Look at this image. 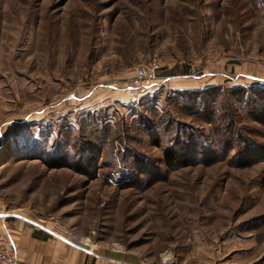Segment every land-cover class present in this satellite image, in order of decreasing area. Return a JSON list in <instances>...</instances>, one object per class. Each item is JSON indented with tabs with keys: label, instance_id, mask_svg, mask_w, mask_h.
Wrapping results in <instances>:
<instances>
[{
	"label": "rangeland",
	"instance_id": "374dc122",
	"mask_svg": "<svg viewBox=\"0 0 264 264\" xmlns=\"http://www.w3.org/2000/svg\"><path fill=\"white\" fill-rule=\"evenodd\" d=\"M262 95L264 0H0V217L133 264H264Z\"/></svg>",
	"mask_w": 264,
	"mask_h": 264
},
{
	"label": "crops",
	"instance_id": "0c3cea01",
	"mask_svg": "<svg viewBox=\"0 0 264 264\" xmlns=\"http://www.w3.org/2000/svg\"><path fill=\"white\" fill-rule=\"evenodd\" d=\"M54 234V235H53ZM16 215L0 217V241L30 264H133L105 258Z\"/></svg>",
	"mask_w": 264,
	"mask_h": 264
},
{
	"label": "trees",
	"instance_id": "16d2710c",
	"mask_svg": "<svg viewBox=\"0 0 264 264\" xmlns=\"http://www.w3.org/2000/svg\"><path fill=\"white\" fill-rule=\"evenodd\" d=\"M211 91H213V90H208V91H204V92H202V93H192V94H190V93H186V94H188V95H196L197 97H199V96H205V97H207V96H212V95H209V94H211ZM232 95H234V96H240L241 94H243V93H245V90H243V89H235V90H233L232 92ZM259 95H261V94H259ZM212 97H210V99H209V101L208 102H213V103H210L211 105H213L214 104V106H216L217 105V102L216 101H214V100H212L211 99ZM260 101H261V103H264V96L262 95V97L260 98ZM204 103V101L201 103V104H203ZM194 104H195V102H194ZM249 105V104H248ZM196 106V105H195ZM195 106H189L188 108H190V109H192V110H194L195 109ZM196 108H197V106H196ZM263 112V111H262ZM263 116H264V112H263ZM212 123V121L210 122V124ZM233 132H234V130H233ZM193 137H190V140L193 142ZM238 140H241V137H240V135H238ZM246 141V148L247 149H251V148H255L257 151H264V150H260V148H259V146H256L255 144H252L251 145V143L252 142H248V140H245ZM154 142H155V146L156 147H160L161 146V144L159 143V141L155 138V140H154ZM227 142V149L229 148V146L231 145V147H233V144H231V143H229V140L228 141H226ZM230 144V145H229ZM245 148V149H246ZM163 154H164V160H165V163L167 164V165H172L175 161H176V158H178L179 157V154H177V153H175L174 151H172V149H168V150H165L164 152H163Z\"/></svg>",
	"mask_w": 264,
	"mask_h": 264
},
{
	"label": "built area",
	"instance_id": "2783aa9c",
	"mask_svg": "<svg viewBox=\"0 0 264 264\" xmlns=\"http://www.w3.org/2000/svg\"><path fill=\"white\" fill-rule=\"evenodd\" d=\"M159 69V65L155 62L151 63L147 68H139L135 71L139 79L152 80L155 78V73ZM1 209V205H0ZM0 264H30L21 261L10 246H7L4 241H0Z\"/></svg>",
	"mask_w": 264,
	"mask_h": 264
}]
</instances>
